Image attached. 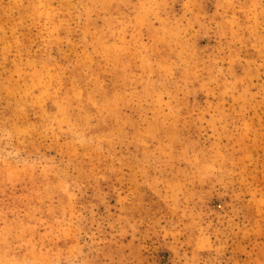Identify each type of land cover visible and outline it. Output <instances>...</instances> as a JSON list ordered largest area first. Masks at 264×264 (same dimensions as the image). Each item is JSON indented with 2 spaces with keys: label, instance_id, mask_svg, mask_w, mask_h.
I'll use <instances>...</instances> for the list:
<instances>
[{
  "label": "rangeland",
  "instance_id": "rangeland-1",
  "mask_svg": "<svg viewBox=\"0 0 264 264\" xmlns=\"http://www.w3.org/2000/svg\"><path fill=\"white\" fill-rule=\"evenodd\" d=\"M0 264H264V0H0Z\"/></svg>",
  "mask_w": 264,
  "mask_h": 264
}]
</instances>
